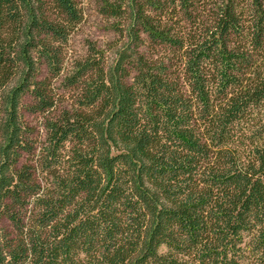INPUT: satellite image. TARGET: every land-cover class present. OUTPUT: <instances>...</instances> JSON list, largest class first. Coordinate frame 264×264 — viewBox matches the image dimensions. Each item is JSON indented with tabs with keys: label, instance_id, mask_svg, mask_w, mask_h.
I'll use <instances>...</instances> for the list:
<instances>
[{
	"label": "trees",
	"instance_id": "obj_1",
	"mask_svg": "<svg viewBox=\"0 0 264 264\" xmlns=\"http://www.w3.org/2000/svg\"><path fill=\"white\" fill-rule=\"evenodd\" d=\"M100 4L0 0V264H264V0Z\"/></svg>",
	"mask_w": 264,
	"mask_h": 264
},
{
	"label": "rangeland",
	"instance_id": "obj_2",
	"mask_svg": "<svg viewBox=\"0 0 264 264\" xmlns=\"http://www.w3.org/2000/svg\"><path fill=\"white\" fill-rule=\"evenodd\" d=\"M83 12V19L77 33L71 38L68 46V57L81 58L85 55L88 44L95 45L96 48L104 51L105 56L111 57V46L117 40L112 28L114 21L100 14L101 0H78ZM54 89L63 94V89L56 83ZM25 104L30 103V99H24ZM23 113L25 124L32 130L31 138L37 142L41 139L40 119L36 115ZM6 224V223H4Z\"/></svg>",
	"mask_w": 264,
	"mask_h": 264
}]
</instances>
